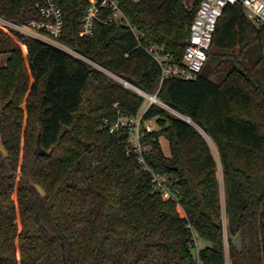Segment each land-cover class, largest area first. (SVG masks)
<instances>
[{"label":"trees","instance_id":"1","mask_svg":"<svg viewBox=\"0 0 264 264\" xmlns=\"http://www.w3.org/2000/svg\"><path fill=\"white\" fill-rule=\"evenodd\" d=\"M57 1L62 44L157 94L202 132L150 106L145 118L158 129L144 138L145 157L169 177L171 196L156 193L123 138L98 129L118 111L137 114L145 100L0 25V264H226L219 165L207 137L220 156L228 234L243 233L242 253L228 240L230 264H264V27L243 7H226L199 77L161 83L146 49L163 47L180 63L201 0H120L140 41L101 23L87 38L79 19L91 0ZM0 17L42 20L35 0H0ZM39 135L46 156L35 154ZM194 235L208 243L198 258Z\"/></svg>","mask_w":264,"mask_h":264},{"label":"built area","instance_id":"2","mask_svg":"<svg viewBox=\"0 0 264 264\" xmlns=\"http://www.w3.org/2000/svg\"><path fill=\"white\" fill-rule=\"evenodd\" d=\"M133 1L140 2L142 0ZM35 4L42 20L16 23L0 17V25L66 51L141 96L145 103L137 114L126 115L118 111L114 119H104L98 129L123 138L127 144L128 154L137 156L140 169L151 175L153 190L164 197L171 196L169 177L154 171L145 157L147 148L144 145V138L148 133L157 130L155 128L157 126L155 120H147L145 115L151 105H158L196 127L201 132L202 130L190 116L182 114L161 102L157 94L146 93L123 77L62 44L60 38L63 35L65 21L63 10L57 0H35ZM228 6L243 7L247 20L259 28L264 27V0H201L197 14L191 24L190 35L186 40L185 50L180 63L171 54L167 53L163 47L152 45L146 49L161 67V83L168 78L194 81L199 77L207 62L208 52L212 47L218 21L222 17L224 9ZM97 23L128 28L138 41L143 37V33L137 29L125 14L120 0H91L79 19L83 35L87 38H92L95 34ZM117 106L115 104V107ZM195 242L196 237L194 235L193 245Z\"/></svg>","mask_w":264,"mask_h":264},{"label":"rangeland","instance_id":"3","mask_svg":"<svg viewBox=\"0 0 264 264\" xmlns=\"http://www.w3.org/2000/svg\"><path fill=\"white\" fill-rule=\"evenodd\" d=\"M6 59H7L6 57H4L2 59L3 64L6 62ZM155 128L158 129L157 126ZM207 140L210 143L213 155H214V157H215V159L219 165L218 178H219V182H220V195H221V202H222V223H223L224 245H225V252L224 253H225V258H226V264H230L229 242H228L229 234L227 231V219H226V214H225V192H224V178H223L222 166H221L220 156H219V153H218V150H217L215 144L213 143V141L209 137H207ZM160 143H161V146H162L164 153L169 156L170 155V147H169L168 140L165 137H162L160 139ZM195 237H196V242L194 244V248L192 249V254L194 255L195 258H198L199 251L202 248H204L205 246H207L208 243H206L205 241L198 238L197 235H195ZM198 264H201V263H198Z\"/></svg>","mask_w":264,"mask_h":264},{"label":"water","instance_id":"4","mask_svg":"<svg viewBox=\"0 0 264 264\" xmlns=\"http://www.w3.org/2000/svg\"><path fill=\"white\" fill-rule=\"evenodd\" d=\"M35 154L38 156H46L48 154V152L46 150H44L42 145H41L40 135H39L37 147L35 149ZM229 238L232 240L233 246L235 247L237 252L242 253L243 243H244L243 233L240 232L236 236L229 235Z\"/></svg>","mask_w":264,"mask_h":264}]
</instances>
